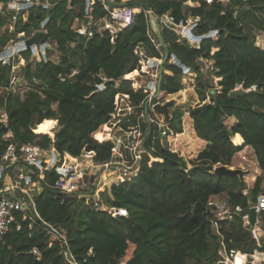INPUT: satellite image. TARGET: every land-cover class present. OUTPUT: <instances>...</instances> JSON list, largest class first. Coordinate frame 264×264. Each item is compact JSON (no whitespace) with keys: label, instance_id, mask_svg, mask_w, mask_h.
I'll return each instance as SVG.
<instances>
[{"label":"trees","instance_id":"16d2710c","mask_svg":"<svg viewBox=\"0 0 264 264\" xmlns=\"http://www.w3.org/2000/svg\"><path fill=\"white\" fill-rule=\"evenodd\" d=\"M54 1L52 7L29 8L28 20L21 19L15 26L17 33L29 36L43 23L51 47L36 62L30 60L32 49L18 53L27 62L22 71L24 80L6 96L0 95V109L5 108L8 114L7 123L0 122V157L10 142H36L61 155L68 152L71 155L66 153V162L84 171L92 152L98 164L112 157L113 143L97 138L95 133L102 126L119 125L120 120L111 116L116 113V95H129L136 107L149 95L146 87L134 83L141 70V58L135 50L143 46L148 56L163 58L165 48L161 45L158 49L152 42L150 34L158 38L143 7L135 8L133 22L112 42L108 31H98L92 24L87 25L86 34L73 27L76 20L86 21L85 0ZM146 1L159 20L171 15L178 25L186 24L189 17L199 18L191 31L200 41L199 47L188 43L170 25H162L169 55L161 66L159 96L154 102L169 94L186 96L183 79L187 72L173 62L175 55L197 73L195 88L201 102L189 109L197 136L187 115L182 127V110H176L168 120L169 132L187 139L188 148L207 141L206 147L194 160H188L185 153L162 145L156 123L130 115L121 121V127L128 130L141 124L146 134L140 168L125 181L123 169L118 171L113 182H121L104 193L110 209H101V203L92 207L78 193L55 189L58 176L53 170L46 171L35 205L40 218L61 236L52 234L33 211L28 210L27 216L17 213V222L0 238V264H74L68 261L64 239L78 264H217L220 237L213 226V215H205L210 197L224 195L233 206L241 205L243 213L250 212L249 198L242 193L246 181L237 174L220 175L215 170L218 166L233 168V157L244 146L254 149L264 170V48L256 44V31H264V0ZM248 7L254 8L241 23L235 12ZM89 15L100 19L106 10L95 2ZM5 22L1 17L0 27ZM211 31L216 32L213 37H204ZM11 39L8 32L0 36V54ZM54 49L60 54L58 62L50 58ZM198 59L213 61L217 84L205 80ZM13 62L9 60L8 70ZM111 79L114 84H105ZM101 84L105 87L100 88ZM238 84L246 92L232 95ZM252 85L257 89L246 90ZM227 117H235L236 122L228 126ZM236 133L243 136V145H239L243 139ZM263 181L261 175L257 176L251 188L253 199L263 190ZM114 208L126 209L128 216H114ZM220 230L228 250L249 254L264 250V234L259 246L240 216L220 222Z\"/></svg>","mask_w":264,"mask_h":264},{"label":"built area","instance_id":"2783aa9c","mask_svg":"<svg viewBox=\"0 0 264 264\" xmlns=\"http://www.w3.org/2000/svg\"><path fill=\"white\" fill-rule=\"evenodd\" d=\"M4 2L8 9L12 11L19 12L22 8H31L35 5L44 4L45 7H52L55 4L54 0H1ZM208 3H211L213 0H206ZM86 2V11L87 16L89 15L91 6L95 2H99L102 4L104 9L106 10V15L103 18H100L97 26L99 27V31H108L111 34L112 42L115 41L114 29H117L119 33L123 28L130 25L134 20L135 8L134 7H124V8H115L111 7L108 4L107 0H85ZM43 5V6H44ZM91 16V15H90ZM164 18L168 20V23L164 22ZM159 19V18H158ZM103 21V24L101 22ZM161 22V26L164 24H168L174 29L177 33L181 35L182 38L189 37L191 39L192 44H196L195 46L199 47L200 41L197 38L192 37V28L199 21L198 17H189L187 23L183 22L178 25L175 24L174 18L171 15H166L162 19L159 20ZM89 24V20L87 22ZM87 25H82L76 28L81 34H86ZM188 28V29H187ZM185 29L189 31V33H185ZM216 32H214V35ZM206 35V34H205ZM213 35V36H214ZM154 45L160 49L161 44L156 39L153 34L149 35ZM212 36V37H213ZM135 53L138 55H144L147 57L145 49L138 47L135 50ZM163 58H148L147 71L150 72V69L157 68L160 69ZM153 77L144 87L149 90V95L147 98L142 100L138 107L133 106L131 101L129 100V95L120 94L121 98L128 105L130 111L125 116V118L120 119V123L122 120L128 118L132 114H137L139 119L145 118L144 121H149L150 123H156L158 125V129L161 133L165 135L169 134V127L161 126L157 121L153 122L152 117L149 115L150 109H155L156 104L154 102V97L159 89V77L160 73H151ZM102 85V84H101ZM100 85V88H101ZM138 87H142L137 85ZM235 89H245L242 84H238ZM257 85H252L250 88L246 90H256ZM219 92V88L215 89ZM118 95V94H117ZM116 95V96H117ZM116 106L118 101L115 100ZM152 105V106H151ZM140 110H137V109ZM117 109V108H116ZM136 111V112H135ZM152 120V121H151ZM123 133L121 136H117L115 141H111L113 143L112 148V157L109 161L105 163H96L94 161L95 153H93L92 165L91 167H87L86 170H79L76 165L68 164L66 162V153L59 154L55 149H44L36 142H10L3 154L0 157V238H2L11 227L17 222V213H23L27 216L28 210L33 211L34 214L40 218L39 213L37 211L35 205V196H31L26 190V187H36L39 185L41 187L40 180L44 178L46 171L53 170L58 178L54 184V188L66 193H80L81 190L85 188V184L87 183V179H91L92 171L95 166H100L103 169L106 167L114 168L118 167V171L123 169V176L125 179L122 181L133 178L139 168L141 163V156L143 149L139 147V144L135 142V138L131 136L132 133H138V136H141L143 133V129L141 128V124H137L136 126L131 127L128 130H125L121 127H118ZM162 134V135H163ZM105 140V139H104ZM109 141V140H105ZM142 144V142H141ZM124 151V152H123ZM71 155V154H70ZM75 157V156H73ZM246 159V157L244 156ZM117 171V173H119ZM34 175L38 176V179H34ZM92 183L93 182H88ZM42 189V187H41ZM242 193L249 198L250 208H255L256 218L253 225L250 222V212L243 213V207L241 205L233 206L227 197H222L220 195L211 196L208 202V210L209 213L213 215L212 222L215 229L216 234L220 237L221 247L219 249V255L222 256L220 260V264H237L238 255L242 252L230 249L228 250L224 244V237L220 230V222L226 220H233L236 216H240L243 220V225L246 229L250 230L253 238L257 242L259 246H261V240L263 237V231L261 230L260 223L262 221V215L264 214V186L263 190L257 195L256 199L252 198L251 195V187L247 186L243 189ZM116 209V213L113 211L112 214L114 216H128V212L123 208H114ZM117 214V215H116ZM31 217V216H30ZM41 219V218H40ZM41 221L48 227L49 231L57 237H60V232L50 225L48 222H45L43 219ZM20 228L19 224L17 225ZM32 227V225H30ZM67 248L65 250L66 255L68 256V261L74 264H78L74 256L68 246V240L64 239ZM33 253L38 254L37 249H33ZM246 256V260L243 264H264V250L256 249L253 253H242ZM257 256L260 259H257ZM250 258L252 260H250Z\"/></svg>","mask_w":264,"mask_h":264},{"label":"rangeland","instance_id":"374dc122","mask_svg":"<svg viewBox=\"0 0 264 264\" xmlns=\"http://www.w3.org/2000/svg\"><path fill=\"white\" fill-rule=\"evenodd\" d=\"M223 1H227V0H223ZM43 5L44 4L35 5L34 7H39V6H43ZM134 8H139V7H134ZM29 12H30V9H28V8L27 9L22 8V9H20L19 12L12 11V10L8 9L6 4L0 0V20H1V17H5V19H6L4 26L0 27V36L5 34L6 32H8L12 36V39L8 43L7 49H9V47H12V46L16 47L17 44H19L22 40L30 37L34 33L33 32L31 35L25 36V34L23 32L17 33L15 31V26L17 23H19V21L21 19H22V21L28 20ZM87 17H89V24H92L99 31V27L97 26V24H98V21H100V19H95L93 16H90V15H88ZM84 23L85 22H81L79 20H76L73 27L76 29V28L84 25ZM38 30H45L43 23L39 27ZM185 33L187 34V33H189V31L185 29ZM256 34H257L256 35V44L259 47L264 48V31H256ZM183 39H186L188 41V43L192 44L191 39L189 37H184ZM192 45L194 46L196 44L193 43ZM47 47H51V44L48 43ZM52 47L56 48V46L54 44ZM139 47L144 48L143 46H139ZM46 48L41 49L40 46H37L35 51L32 50L33 55L31 56L30 60H32V61L34 60V62L40 61L42 58L41 57L42 54L46 53ZM18 53H19V51H17L15 49L8 56H4V57L0 56V60L2 61V65H4V67H5V69H4V67H2L0 69V95H2V96H6L11 90H15L17 85L22 80H24L22 71L24 69L23 67L26 66L27 62H25V60H23L22 56H20ZM59 55H60L59 52L56 49H54L50 58L52 60L58 62L60 60ZM139 57L141 58V60H140V63H141L140 69L141 70H140V75L134 77V83H135V85L144 86L153 78L151 76L150 72L151 73L152 72L158 73L161 68L160 69H158V67L154 68V69L149 68L150 72H146L147 71V65H148V58H151V57L148 55H147V57H145L144 55H139ZM10 59L14 62L10 66V69L8 70V62ZM202 66H203L202 71L204 73L205 80L208 82L217 84V79L214 76L215 69L213 66V61H209L207 59H204ZM8 75H9V80L6 81V78ZM196 76H197V73L195 72V70H191V71L189 70L185 74V77L183 79L184 80L183 81V88L187 89V93H186L185 97L179 93L169 94L166 97H164L162 99V101L159 102L162 105L168 106V112H169L168 118L165 116V114L163 112L158 111L157 108L150 109L149 115L152 117L151 119L153 120V122L157 121L158 123L161 124V126H165L168 128L169 127V121L168 120L171 117H174V112L176 110H182L183 111L182 127L184 128V118H185V115H187L191 121L192 132L195 136H197V134L193 128L192 118L189 115V109L197 106V104H199V102H201L199 100L198 93H197L196 88H195ZM211 92L212 91H208V94L211 95ZM22 93H24V92H22ZM157 93H158V91H157ZM157 96H159V93L157 94ZM116 97H118V95ZM207 99H208V102H210V96ZM116 100L118 101V104H117L116 113H115L113 118H117L120 120L121 118H125V116L129 113L130 109L127 105L128 103L125 102L123 99L116 98ZM54 107L56 108V104H54ZM6 116H8L6 109L5 108L0 109V122L6 124L8 121ZM144 120H145V118H143V122H144ZM225 122L228 126L231 125V119L229 117L226 118ZM119 131H121V130L118 128V126L116 128L109 126L108 129L106 128V130H102V128H100L98 132L96 131L97 132L96 136L103 138V140L105 139V140H109V141H115L117 136H121L123 134V133H120ZM162 134L163 133L160 132L162 145L164 147L169 148L172 151H180V152L185 153V156L188 160H194L198 156L199 152L201 150H203L207 145V143L205 142V143H203V145L197 144L196 147L188 148V147H186L188 140L185 139L183 136L179 137V136H177V134L171 135V132H169L170 135H165V134L162 135ZM131 136L135 138L134 139L135 142L137 144H139V147L141 148V142H143L144 138H146L145 132L143 131L141 136H138V133H132ZM244 156L246 157V159L244 158ZM91 160L89 162V167H91V165L93 164L92 163L93 160L92 161ZM114 166H115L114 168L113 167L112 168L106 167L105 169H103L100 166H95V168H93V171H92L93 174H92L91 179H87V177H86L87 183L84 185L85 188L83 190H81L80 193H78V197L81 199H84L86 204L91 205L92 207L96 208V204L101 203V204H103L101 209L102 208H103V210L110 209V208H108V206L106 207V205H105L104 193L106 192V190L110 189L112 184H116V183L121 182V181L113 182V178L118 175L117 171L119 169L118 167H116V165H114ZM191 166L192 165H189L188 167H191ZM232 167L233 168H241V169L247 171L245 174V181L247 183V186H250L251 188L254 185V182H255L257 175H261L263 177V180H264V170L262 171V169H260V167L258 166V161H257L256 155H255V152L249 146H244V148L241 151H239L238 153L235 154V156L233 157V161H232ZM93 181H94V185L92 183L88 184V182H93ZM109 181H111V182H109ZM32 186L33 185L31 184L30 187H26V190H28V193L31 196H35L38 194L40 187H39V185L36 187H32ZM263 186H264V181H263ZM224 197H226V196H224ZM113 211L116 213V209ZM76 216L78 217V214H76ZM263 224H264V221H262L260 223V226L262 227V231L264 233ZM221 257L222 256H220V259L218 260L217 264H220ZM250 260H252V259L250 258Z\"/></svg>","mask_w":264,"mask_h":264},{"label":"water","instance_id":"95a60500","mask_svg":"<svg viewBox=\"0 0 264 264\" xmlns=\"http://www.w3.org/2000/svg\"><path fill=\"white\" fill-rule=\"evenodd\" d=\"M108 4L111 7H115V8H124V7H143L146 12L148 13L149 16V26L151 31L155 34V36L158 38L160 44L165 48V55L161 61V64L167 59L168 55H169V50L167 47V44L162 36V26H161V22L159 21L158 17L154 14V12L152 11L151 5L146 1V0H132L130 2L127 3H117L113 0H107ZM254 8V7H252ZM252 8H241L239 10H237L235 12V17L237 20H239L241 23L245 22V14L251 10ZM89 20V17L86 18V21L84 23V25H87V22ZM164 22L168 23V20L166 18H164ZM214 35V31L209 32L208 34H206L204 37H212ZM37 46H40L41 49H45L48 46V33L45 30H37L35 31L30 37L22 40L19 44H17L16 47H9V49L5 50L3 53L0 54L1 57L4 56H8L10 55L15 49L17 51H21L24 49H32L33 51L36 50ZM173 62L176 63L178 66L182 67L184 69L185 72L189 71V68L186 67L175 55H173ZM198 62L201 63L203 65V59H198ZM162 79V70H160V77H159V86H160V82ZM108 83H115V80L111 79L108 80L105 84ZM105 84L101 85V88L105 87ZM241 92H246L243 89H235L232 91V95H236L238 93ZM158 94V93H157ZM156 94V96H157ZM156 108L158 111L163 112L165 114V116L168 118L169 117V112H168V106L167 105H162L160 103H158L156 105ZM115 113H113L111 116L114 117ZM247 171L241 169V168H229L227 166H218L215 170L216 174H223V173H233V174H237L241 177L242 180H245V174ZM209 210H207L206 212V216L208 215ZM255 218H256V213H255V208L252 207L250 209V222L251 225H253V223L255 222Z\"/></svg>","mask_w":264,"mask_h":264},{"label":"bare ground","instance_id":"6f19581e","mask_svg":"<svg viewBox=\"0 0 264 264\" xmlns=\"http://www.w3.org/2000/svg\"><path fill=\"white\" fill-rule=\"evenodd\" d=\"M114 29V34H115V37L118 35V32H117V29L116 28H113ZM108 127L109 126H102L101 128H102V130H106V128L108 129ZM116 128V127H115ZM99 131V130H98ZM97 131V132H98ZM96 132V133H97ZM96 133H95V136H96ZM97 138H99V139H101V140H103V138H101V137H98V136H96ZM139 138V137H138ZM68 164H71V163H68ZM72 165H74V164H72ZM103 206V204H100V207H102ZM241 255H243L242 253H241ZM240 254L238 255V262H237V264H243L244 262H245V260H246V256H244L245 258H243L242 256H241ZM242 257L244 260H241V258H239V257ZM257 259H260L258 256H257Z\"/></svg>","mask_w":264,"mask_h":264},{"label":"crops","instance_id":"0c3cea01","mask_svg":"<svg viewBox=\"0 0 264 264\" xmlns=\"http://www.w3.org/2000/svg\"><path fill=\"white\" fill-rule=\"evenodd\" d=\"M78 22V21H77ZM101 24H103V21L101 22ZM161 70V69H160ZM168 72V71H167ZM159 73H160V71H159ZM230 119H231V125H233L235 122H236V118L235 117H229ZM193 121V120H192ZM230 125V126H231ZM120 126V121H119V125H118V127ZM240 135L241 137H242V139H243V143H241V144H239V145H243L244 144V138H243V136L240 134V133H236L235 135ZM234 136V135H233ZM232 136V137H233ZM206 141V140H205ZM234 142V141H233ZM206 143H207V141H206ZM249 147H251V146H249ZM252 148V147H251ZM253 149V148H252ZM254 150V149H253ZM68 155H70V154H68ZM259 166V165H258ZM261 169V168H260ZM263 171V170H262ZM257 176H259V175H257ZM257 176H256V178H257ZM256 180V179H255ZM112 181V180H111ZM40 191H41V187L39 188V192L38 193H40ZM220 196H222V197H224V195H220ZM261 231H262V228H261Z\"/></svg>","mask_w":264,"mask_h":264}]
</instances>
